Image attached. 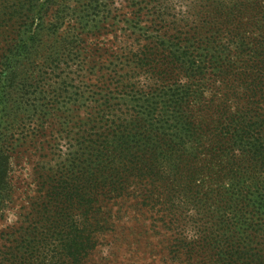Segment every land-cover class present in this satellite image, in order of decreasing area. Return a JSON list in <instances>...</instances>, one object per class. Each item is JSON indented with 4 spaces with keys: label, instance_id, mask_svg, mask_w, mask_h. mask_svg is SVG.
Wrapping results in <instances>:
<instances>
[{
    "label": "trees",
    "instance_id": "1",
    "mask_svg": "<svg viewBox=\"0 0 264 264\" xmlns=\"http://www.w3.org/2000/svg\"><path fill=\"white\" fill-rule=\"evenodd\" d=\"M70 1L87 0H0V217L13 143L62 112L59 142L28 151L31 210L0 233V264H88L109 236L116 264L148 218L159 264H264V0H141L153 19L111 42L119 64L91 90L66 70L89 38L59 30L99 4Z\"/></svg>",
    "mask_w": 264,
    "mask_h": 264
},
{
    "label": "rangeland",
    "instance_id": "2",
    "mask_svg": "<svg viewBox=\"0 0 264 264\" xmlns=\"http://www.w3.org/2000/svg\"><path fill=\"white\" fill-rule=\"evenodd\" d=\"M141 0H96L94 4H99V12L95 14L91 20H94L89 27H83L78 24L74 19L75 17L69 14L63 26L60 28L59 33L68 32L71 26H75L78 30L79 35L82 37H88L87 43L79 45V52L82 56L75 62H71L70 66L66 68L71 74L70 78L74 85L82 84L84 87L93 89V85L96 84V80H99L102 75L105 78L109 77L114 66H117L119 62L113 55L111 51L116 49V43L112 44V41L116 40L119 36H129L134 32V25L138 21H142L141 26H146L153 19L151 6L147 5L146 2L142 3ZM175 1V0H172ZM90 5V1L76 3L74 1L66 3V6L71 10H77L79 12L82 8ZM180 4V3H179ZM92 5V7H93ZM150 11V12H149ZM150 13V14H149ZM140 28V27H139ZM145 28V27H144ZM98 30L100 36L98 39L90 35V33ZM1 39L4 41L2 42ZM6 37L0 38V43L4 45L6 43ZM96 43V46H95ZM93 53L89 52L92 48ZM96 49V50H95ZM113 49V50H112ZM117 50V49H116ZM96 56L94 57V55ZM66 67V66H65ZM75 108V107H73ZM75 116H82L85 118L84 110L81 109L79 112L77 110L73 111ZM62 112H55L53 115L47 118V123L44 132L35 135H29L25 138L22 136L21 141L13 143V184L15 187L14 196L15 199L11 202L4 212V216L0 217V233L4 231L18 230L19 226L25 220V217L29 214L30 198L33 196V190L36 189V177L35 172L39 169L37 162H39L38 157L29 155L28 151H32L34 148H38L41 142L55 144L58 141L60 135V121H62L59 116ZM74 122H77L76 118ZM21 129L16 128L12 131L14 134L8 136L7 142L13 141V139L21 138ZM12 137V138H9ZM45 161L53 158L52 154L47 153V151H42ZM57 160H53L51 165H55ZM70 214V212H69ZM151 219L148 218L142 222L143 227L136 229V232L140 233L142 238H135L133 242L135 243L132 250L138 248V254H133L130 257L129 253L123 249L119 251L120 261H116V264H159L160 258L166 249L167 242L164 236L152 235ZM116 247L115 240L111 236L103 239L102 244L98 247V250L93 256L92 260H89L88 264H111L112 257L109 254L110 251ZM162 254V255H161ZM113 264V263H112Z\"/></svg>",
    "mask_w": 264,
    "mask_h": 264
}]
</instances>
